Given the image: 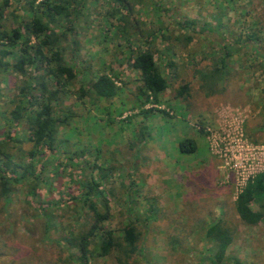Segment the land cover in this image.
I'll return each mask as SVG.
<instances>
[{
  "label": "rangeland",
  "instance_id": "374dc122",
  "mask_svg": "<svg viewBox=\"0 0 264 264\" xmlns=\"http://www.w3.org/2000/svg\"><path fill=\"white\" fill-rule=\"evenodd\" d=\"M132 5L128 12L111 0H86L74 34L62 44L67 62L76 61L83 71L71 92L102 74L118 88L114 98L98 103L69 94L64 103L74 118L59 135L71 150H86L83 159L90 167L104 170L93 173L107 202L97 200L108 212L104 227L119 233L134 223L143 249L136 264H264V219L245 225L233 206L247 179L264 171V60L243 47L211 95L196 75L207 70L209 54L220 47L217 32L226 43L239 40L236 47L254 31L264 42V0H132ZM149 43L168 88L157 104L141 106V81L131 59ZM26 81L31 83L16 73L0 79V138L10 137L5 147L23 165L30 163L26 127L6 122L9 96ZM185 85L188 95H176ZM142 126L144 140L138 136ZM185 139L196 143V151L180 153L178 143ZM52 157L42 174L49 185L36 186L37 197L26 184H14L7 198L0 197V264H63L55 241L83 224L86 211L67 203V193L77 194L73 180L89 177V171L81 173L82 159ZM35 161L37 172L42 163L39 157ZM52 199H61L58 217L40 215L39 207ZM252 208L261 210L257 203ZM218 222L231 239L220 260L206 236ZM92 264L115 263L97 258Z\"/></svg>",
  "mask_w": 264,
  "mask_h": 264
},
{
  "label": "trees",
  "instance_id": "16d2710c",
  "mask_svg": "<svg viewBox=\"0 0 264 264\" xmlns=\"http://www.w3.org/2000/svg\"><path fill=\"white\" fill-rule=\"evenodd\" d=\"M111 1L121 5L125 11L130 12L133 9L132 0ZM85 3L86 0H0V79L2 81L6 74L12 73L31 79V83H21L16 93L9 96L8 123L6 122L8 127L19 124L26 127L27 141L30 144L26 155L30 163L23 165L18 160L14 161L17 158H14L8 146L5 147L10 137L0 138V197L7 198L14 184H26L30 196L37 197V187L49 185L48 178L42 175L49 157H64L70 162L82 159L85 164H79L82 169L80 171H89V177L70 179L78 192L67 193V203L86 212L83 214V224L77 230H65L66 235L55 241L60 253L65 255L60 261L63 264H92V260L97 258H109L115 264H136L135 257L142 255L143 249L139 246L141 235L134 223L129 221L119 233L104 227L108 212L100 209L97 200L100 197L104 199L105 195L102 190H98L99 185L93 176L94 172L104 170L96 164L90 167L89 162L83 159L87 156L85 149L71 150L69 140L59 137L61 128L67 129L74 118V113L64 103L69 94L73 93L69 89L83 76L82 68L76 61L67 62L62 44L67 36L72 37L74 34ZM64 21L69 24L68 27L61 24ZM217 33L221 41L219 49L213 48L209 54L207 70L196 72L208 95L218 91V85L226 79L229 60L243 47H249L251 53L264 60V42L255 31L246 37L243 46L237 47L235 45L239 44V40L226 43L227 38L224 39L221 34L223 32ZM32 38L36 40L35 44L31 43ZM191 41L190 37L185 39L188 45ZM152 47L149 43L146 49L136 51L131 59V67L137 71L141 81L138 88V96L144 99L141 106L157 104L168 88L167 79L155 59L156 49ZM33 67L38 72L42 71V74L29 71ZM29 73L31 76H28ZM84 86L86 88L78 87L73 95L80 100L88 97L95 103L114 98L118 89L112 78L106 74L91 76ZM187 92L188 87L185 85L176 91V95L182 97L184 94L188 95ZM151 111L154 110H145L142 114L146 115ZM146 133L147 128L142 126L138 130L139 139L144 140ZM178 149L180 153L189 154L196 151V143L185 139L178 143ZM37 157L42 164L41 169L34 172ZM53 171L58 174L59 169ZM59 201L61 199H52L47 202L46 207L40 206L39 212L42 213L39 214L57 218L56 206ZM103 202L106 206L105 199ZM253 203L259 204L261 210H254ZM233 206L235 214L245 225L256 226L264 219V171L247 179L236 195ZM75 214L77 217L74 223L77 225L81 215L77 211ZM50 221L47 219L45 222L46 233L50 231ZM225 230L229 229L218 222L206 232L217 252V260L223 258L231 241Z\"/></svg>",
  "mask_w": 264,
  "mask_h": 264
}]
</instances>
